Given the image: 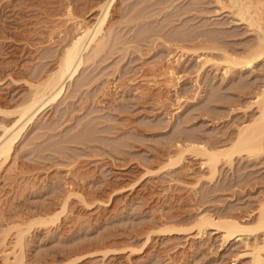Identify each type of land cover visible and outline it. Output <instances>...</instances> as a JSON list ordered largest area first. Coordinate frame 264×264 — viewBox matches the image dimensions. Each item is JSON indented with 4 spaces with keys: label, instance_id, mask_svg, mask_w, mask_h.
Masks as SVG:
<instances>
[{
    "label": "rangeland",
    "instance_id": "374dc122",
    "mask_svg": "<svg viewBox=\"0 0 264 264\" xmlns=\"http://www.w3.org/2000/svg\"><path fill=\"white\" fill-rule=\"evenodd\" d=\"M107 1L0 0L2 112L27 104L30 85L107 9L101 51L84 53L62 96L0 159V264L19 230L17 264H251L264 235L227 242L194 224L211 215L254 226L264 151L212 178L196 153L176 155L184 143L227 148L257 117L264 59L240 71L222 61L247 55L256 33L230 0ZM17 117L0 113V135Z\"/></svg>",
    "mask_w": 264,
    "mask_h": 264
},
{
    "label": "bare ground",
    "instance_id": "6f19581e",
    "mask_svg": "<svg viewBox=\"0 0 264 264\" xmlns=\"http://www.w3.org/2000/svg\"><path fill=\"white\" fill-rule=\"evenodd\" d=\"M113 0H108L106 7L110 5ZM229 1V0H228ZM220 0H217L219 4ZM231 5L227 7L230 9V13L236 16L237 20L247 23L248 27L255 32L256 44L255 46L247 50L248 53L240 58H233L231 55L223 52V62L230 69L243 70L250 69L252 66L264 59V26L261 15L264 14V0H230ZM256 2V3H255ZM105 6V5H104ZM102 8V7H101ZM108 8V7H107ZM223 8V7H222ZM103 10V8H102ZM107 15V9H105L97 23L92 27L86 26L80 35H76L74 41L63 52L59 63L43 82L37 85H30L33 88L31 98L29 102L21 106L14 112H2V114H14L18 115L17 120L11 125L2 128L0 135V159L2 163L10 156L13 147L17 144L21 138L26 126L32 123L43 110L48 103H55L63 94L66 83H68L77 73L79 67L84 62V53L91 49V56L94 58L101 51L102 48V25ZM208 43V42H207ZM215 47V46H214ZM251 48V47H250ZM216 51L217 48H212ZM100 50V51H99ZM218 50V49H217ZM222 50V49H220ZM212 51V50H211ZM219 51V50H218ZM224 51V50H223ZM217 52V51H216ZM222 53V51H220ZM223 63V64H224ZM225 69V68H224ZM257 117L251 121L250 124L241 127L235 136V139L227 148L224 149H208L207 146L193 142L194 144L177 145V158L178 160L186 153H196L199 158H203L201 163L202 169H207L210 178L214 177L219 166L222 163L231 165L235 158L242 156H251L256 153L264 151V89L260 91L256 96ZM195 141V140H194ZM184 142V141H183ZM188 143V142H187ZM200 143V142H199ZM179 144V143H178ZM176 147V145H175ZM179 155V156H178ZM176 156L174 158H176ZM171 158V157H170ZM173 158V159H174ZM173 161V160H172ZM178 161H173L169 165H175ZM179 163V162H178ZM254 226H245L236 220L228 219H215L211 215H203L198 217L195 221L194 227L198 228V233L202 231L211 230L223 234V239L227 242L233 240H240L245 242L246 239L252 238L256 243L259 235H264V200L261 208L258 211ZM181 230L165 229L163 234L166 236H172L178 234ZM19 233L15 237L14 248L21 250L23 244L24 233ZM148 240V237H147ZM14 248L11 252L14 263L17 264L21 261L15 255ZM264 250V241L261 246H255L250 254L251 264H262L263 259L261 252ZM9 253L4 257V264H8Z\"/></svg>",
    "mask_w": 264,
    "mask_h": 264
}]
</instances>
